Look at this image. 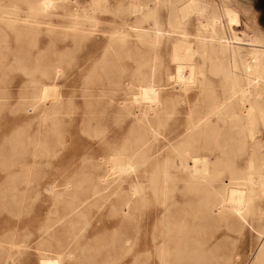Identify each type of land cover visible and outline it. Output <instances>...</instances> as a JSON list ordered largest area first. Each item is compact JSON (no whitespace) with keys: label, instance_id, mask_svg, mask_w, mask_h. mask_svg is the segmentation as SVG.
<instances>
[{"label":"rangeland","instance_id":"1","mask_svg":"<svg viewBox=\"0 0 264 264\" xmlns=\"http://www.w3.org/2000/svg\"><path fill=\"white\" fill-rule=\"evenodd\" d=\"M76 1L80 8L77 12L91 8L89 0ZM183 1L174 2L178 5ZM197 1L200 8L204 6L208 12L201 13L197 9L196 14L192 13L187 31L197 33L200 20L210 14L222 20L217 31L230 40L235 37L233 35L241 40H236L230 50L219 55L211 54L208 48L201 53L191 44V57L207 80L206 95L195 108L193 99L201 92L199 88L189 94L190 103L184 96L169 102L166 106L169 119L162 126L166 130L160 127V137L155 139L156 135L147 124L145 127L134 124V113L143 109L138 102L130 101L133 114L114 118L113 105L109 101L115 94L110 90L109 78L116 74H121L124 79L141 78L162 60L163 64L173 68L172 49L182 38L183 28L170 26L167 21L163 24L168 36L160 44L164 49L162 58L151 53L145 56L133 52L127 54L125 51L129 47L119 49V45L115 46L113 54L105 56L108 34L89 39L72 36L76 22L73 7L76 5L65 11L58 8L40 12L39 26L34 27L24 18L33 15L27 6L21 3L16 8V0H0V264H128L134 258L133 248H142L143 240H146L143 248L149 250L143 263L158 264L165 259L157 255L153 241L160 244L167 240L170 231L177 229L172 219L163 223L160 219L166 205L178 198V188L184 183L175 167L180 153L171 150L178 137L169 142L165 138L177 134L179 129L182 131L189 106L207 110L214 99L222 101L232 90L244 85L251 52L256 46H264V0H252L250 4L245 0ZM131 2L122 0L120 13L128 15ZM166 15L167 8L161 5L151 20L163 16L165 21ZM144 26L149 24L145 22ZM113 28L102 23L99 29L112 31ZM124 28L134 34L131 27ZM263 58L264 55L260 57L261 62H264ZM52 65L63 67V76L56 81L47 79ZM38 78L42 83H56L62 95V105L48 113L47 118L42 117V112L50 110L54 102L44 104L40 101V87L33 83ZM117 95L122 97L120 92ZM28 107H34V116L25 115ZM30 111L33 112V108ZM212 119L217 120L215 129L220 131L223 121L216 115ZM257 124L254 132L245 130L238 144L239 150L233 156L232 164L236 163L233 168L248 167L254 142L261 144L260 157L264 158L263 119L258 118ZM217 131L209 135L211 142L207 140L209 150L206 148L205 153L215 162L222 157L215 169L226 175L221 155L223 147L218 146H223V139ZM211 136L214 137L211 139ZM157 145L164 150L156 152ZM115 150L121 153L122 161L131 159L135 162L136 172L117 180L111 178L110 198L99 208L92 195L97 189L100 173L106 172L111 164L109 157ZM168 155L169 161L164 159ZM225 179L221 176L218 180L224 183ZM140 181L145 186L141 192L145 191L146 200L137 204L129 224L121 226L122 214L112 213L111 203L118 196L125 201L132 199L133 185ZM161 181L168 186L167 197L157 193L156 186ZM67 184L75 192L60 194ZM117 184L121 187L120 194L114 191ZM200 192L208 196L206 189ZM213 196L209 199H215ZM80 200H85V204H77ZM77 205L84 206L75 216L72 213ZM173 205L179 207V204ZM261 205L264 208V201ZM186 208L190 211L188 204ZM258 212L253 213L255 217L251 214L249 225H237L227 217L203 222L198 231L206 243L200 250L218 246L221 264H257L253 262L259 242L256 229L261 230L264 225V215ZM63 217L66 224L61 226L58 218ZM50 226L53 229H48ZM224 240L228 242L224 244Z\"/></svg>","mask_w":264,"mask_h":264},{"label":"bare ground","instance_id":"2","mask_svg":"<svg viewBox=\"0 0 264 264\" xmlns=\"http://www.w3.org/2000/svg\"><path fill=\"white\" fill-rule=\"evenodd\" d=\"M174 1L132 0L131 7L127 10L128 15L120 13L122 0H89L91 8H81L82 12H77L79 6H77L76 0H16V8L21 6V3L27 6L33 15L25 16V20L31 21L35 25L34 27H38L37 18L40 12L54 11L58 8H62L65 11L72 5H76L73 7L76 22L72 29L73 32H71L72 36L79 39H89L90 37L98 38L101 34H108V46L104 50L105 56L113 54L115 46L119 45V49L129 47L126 51L124 50L127 54L133 52L136 55L145 56L151 53L153 56L162 58L164 49L161 48L160 44L168 36L165 35L166 30L162 28L163 24L167 21V23H171L170 26L183 28L181 31L182 38L175 42V46L172 49L173 62L175 63L173 68L166 63L163 64L164 60H162L158 65L153 66L154 68L147 70L141 78L124 79L121 74H116L109 78L111 82L110 90L115 94L109 101L113 105L114 118L121 119L126 114H133L130 101L138 102V106H142L143 109L134 113V124H144L143 127L147 124L150 127V131L156 135L155 139H157L161 134L159 132L160 127L169 119L166 107L169 102L174 101L175 98L181 99L184 96L187 98V103H190L191 96L189 94L194 88H199L201 92L193 99L195 108L201 97L203 98L206 95L207 80L203 77L205 74L200 69L199 64L191 57V44L197 46L201 53L208 48L211 54L216 55L225 50H230L236 40H241L237 35H233L235 37H231L233 40H230L226 35L217 31V25L222 23V20L218 16L210 14L207 15L205 20H200L197 33L187 31L191 21V14H196L197 9L201 13L208 12V8L204 6L200 8L201 5L197 0H184L178 5ZM245 1L248 4L252 2V0ZM161 5L167 8V20L164 21L163 16L151 20L155 11ZM117 12L119 13L117 14ZM104 13L108 15H101ZM18 16L16 13V18ZM145 22L149 24L148 27L144 26ZM102 23L109 24L110 27H114V30H100ZM125 26L131 27V30H134V34L126 32ZM250 55L251 60L249 62L247 60L248 71L244 85L232 90L229 96L222 101L214 99L213 103L208 104L207 110H195L189 106L187 122L184 124L182 131L179 129L177 134L168 139L165 138L169 142L178 137L176 144L171 147V150L173 152L177 150L180 153L179 160L175 161V167L184 183L178 188V198L175 199V202L166 205V209L160 219L161 223L172 219L177 229L170 231L167 240H163L162 243L157 244L153 241L157 255L165 258L161 259L160 264H221L222 262H220V256L218 255L220 248L217 249L218 246L217 248L216 246L213 248V246L212 248L200 250L206 243L203 241V236L199 237L200 231H198V227L200 224L203 222L209 223L211 220L214 221L213 219L219 220L227 217L231 218L237 225H249V217L255 211H259L258 213L262 216L264 215V208L261 205V202L264 201V158L260 157L261 144L254 142V145L251 146L247 168H243V166L239 168L234 166L236 168H233L236 163L232 164L233 156L235 151L239 150L238 144L245 130L248 129L249 132H254L258 118L264 121V99L262 98L264 62L260 61V57L264 55V46L262 48L256 46ZM52 68L53 70L48 73L47 79L56 81L63 76V67L52 65ZM49 69L51 68L49 67ZM201 75L202 78L200 77ZM33 83L40 87L39 98L42 103L54 102V106L50 107V110L42 112V117L47 118L48 113L54 112V108L57 110L58 106L62 105V95L57 90L56 83H42L39 78L35 79ZM119 92L122 94L121 98L117 95ZM208 101L212 100L209 99ZM30 108H33V112L30 111ZM34 110V107H28L25 115H33ZM213 115L223 121V127H221L220 131L215 129L218 122L212 119ZM213 131H217L222 135L223 146L219 144L218 146L223 147L221 148V155L224 159L222 161L225 163L223 167H225L227 172L226 175H222V171L215 169L222 157L215 162L205 153L207 140L210 141L209 135H212ZM214 136H211V139ZM154 150L159 153L164 150V147L157 145ZM207 150L209 149L207 148ZM109 158L111 164L108 165L106 172L100 173L97 179V189L92 195L95 199L94 202L100 205H98L99 208H102L110 198L111 178L117 180L123 175H131L136 172L135 162L131 159L122 161L119 151H116ZM164 159L169 161L171 159L170 155L166 158L164 156ZM101 160L104 159L101 158ZM221 176L226 177L224 183L218 180ZM157 187V193L162 197H167L168 186L165 185V182L161 181L156 186V189ZM142 188L145 189V186L140 181L133 185L132 199L125 201L123 197L118 196L111 203V212L122 214L120 219L121 226L125 227L126 224H129L136 207H138L137 204L146 200V193L145 191L141 192ZM120 189V185L118 186L117 184L114 190L115 193H122ZM203 189H206L208 196H203L205 195L204 193H202L203 195L201 194L200 191ZM72 192L75 191L72 190L71 185L67 184L64 191L60 194ZM142 194H144V198ZM213 194L215 199H209ZM84 202L86 201L80 200L77 204L82 205L85 204ZM173 203L179 204V207H173ZM187 204L190 207V211L186 208ZM80 205L74 206L73 215L77 216L82 212L81 208L84 205ZM58 221L61 226L66 224L64 217L58 218ZM48 229H53V227L50 226ZM256 230L259 242L256 246V251L254 250L253 262L264 264V225L261 230L259 228ZM221 242L223 244V241ZM227 242L224 240V244ZM142 244L144 247L146 240H143ZM143 247L133 248L134 258L128 264H149L143 263L144 258L146 260V256L149 255V250ZM71 257H74V254ZM214 260H217V262L214 263Z\"/></svg>","mask_w":264,"mask_h":264},{"label":"crops","instance_id":"3","mask_svg":"<svg viewBox=\"0 0 264 264\" xmlns=\"http://www.w3.org/2000/svg\"><path fill=\"white\" fill-rule=\"evenodd\" d=\"M2 24V23H1Z\"/></svg>","mask_w":264,"mask_h":264}]
</instances>
